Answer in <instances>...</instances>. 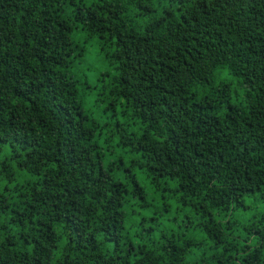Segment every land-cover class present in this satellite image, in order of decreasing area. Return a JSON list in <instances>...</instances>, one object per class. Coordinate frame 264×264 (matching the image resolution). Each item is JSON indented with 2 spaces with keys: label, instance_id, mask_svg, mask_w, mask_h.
Wrapping results in <instances>:
<instances>
[{
  "label": "trees",
  "instance_id": "trees-1",
  "mask_svg": "<svg viewBox=\"0 0 264 264\" xmlns=\"http://www.w3.org/2000/svg\"><path fill=\"white\" fill-rule=\"evenodd\" d=\"M0 264H264V0H0Z\"/></svg>",
  "mask_w": 264,
  "mask_h": 264
},
{
  "label": "rangeland",
  "instance_id": "rangeland-1",
  "mask_svg": "<svg viewBox=\"0 0 264 264\" xmlns=\"http://www.w3.org/2000/svg\"><path fill=\"white\" fill-rule=\"evenodd\" d=\"M105 70V68H102L101 70H96V69H94V73H100V72H102V71H104Z\"/></svg>",
  "mask_w": 264,
  "mask_h": 264
}]
</instances>
